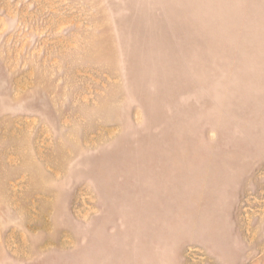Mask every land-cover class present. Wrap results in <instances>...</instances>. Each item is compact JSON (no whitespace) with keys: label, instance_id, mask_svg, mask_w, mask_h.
<instances>
[{"label":"rangeland","instance_id":"374dc122","mask_svg":"<svg viewBox=\"0 0 264 264\" xmlns=\"http://www.w3.org/2000/svg\"><path fill=\"white\" fill-rule=\"evenodd\" d=\"M0 264H264V0H0Z\"/></svg>","mask_w":264,"mask_h":264}]
</instances>
